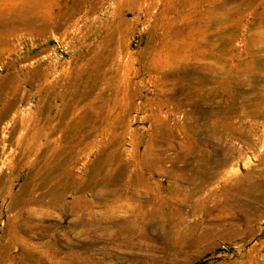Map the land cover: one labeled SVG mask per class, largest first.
I'll return each instance as SVG.
<instances>
[{"label":"rangeland","instance_id":"374dc122","mask_svg":"<svg viewBox=\"0 0 264 264\" xmlns=\"http://www.w3.org/2000/svg\"><path fill=\"white\" fill-rule=\"evenodd\" d=\"M130 1L0 0V264H264V0ZM57 149L104 158L89 206L43 197Z\"/></svg>","mask_w":264,"mask_h":264},{"label":"bare ground","instance_id":"6f19581e","mask_svg":"<svg viewBox=\"0 0 264 264\" xmlns=\"http://www.w3.org/2000/svg\"><path fill=\"white\" fill-rule=\"evenodd\" d=\"M33 1V0H32ZM57 1V0H56ZM78 1V0H77ZM132 1V0H131ZM130 1V2H131ZM65 2H67V1H65ZM27 3V2H26ZM78 3V2H77ZM67 4V3H66ZM22 6H23V4H21ZM30 5H31V3H30ZM65 5V4H64ZM68 6V5H67ZM72 6V5H71ZM83 6V5H82ZM18 7V6H17ZM21 7V6H20ZM27 7H29V6H27ZM33 7V6H32ZM39 7V6H38ZM70 7V6H69ZM69 7H68V9H69ZM209 7V6H208ZM24 8V7H23ZM30 8V7H29ZM21 9V8H20ZM31 9V8H30ZM38 9H40V8H38ZM52 9V8H51ZM75 10H77L76 8H74ZM208 9V8H207ZM42 10V9H41ZM64 10V9H63ZM37 11H39V10H37ZM68 11V10H67ZM70 11V10H69ZM79 11V10H78ZM8 12V11H7ZM35 12V11H34ZM63 12V11H62ZM14 13V12H13ZM33 13V12H32ZM262 19H264V8L262 9ZM31 14V13H30ZM40 15V14H39ZM42 15H44V14H42ZM58 16V15H57ZM61 16V15H60ZM67 16V15H66ZM20 18V17H19ZM45 18H47L46 16H45ZM202 17H200V19H201ZM198 20V24L197 25H195V26H197V27H202L201 25V23H203V25L205 24V27H208V26H210L211 24H216V25H218V28H219V30H225V29H227V28H230V26H225L224 25V21L220 18V17H218V16H210V17H208L206 20ZM46 20V19H45ZM58 20V19H57ZM52 21V20H51ZM60 21V20H59ZM58 21V22H59ZM16 23V22H15ZM43 23V22H42ZM67 23V22H66ZM25 24V23H24ZM54 24V23H53ZM3 25V24H2ZM9 25V24H8ZM12 26V25H11ZM14 26V25H13ZM9 27V26H8ZM14 27H16V26H14ZM46 27V26H45ZM58 27V26H57ZM36 28V27H35ZM41 28V27H40ZM234 27H232V29H233ZM4 29H5V27H4ZM43 29V28H42ZM45 29V28H44ZM180 29V28H179ZM218 30V31H219ZM3 31V30H2ZM180 31V30H179ZM11 32H12V30H11ZM8 33V32H7ZM201 33V32H200ZM204 33V32H203ZM204 34H206V33H204ZM1 35V34H0ZM9 35V34H8ZM4 36V35H3ZM232 39V38H231ZM233 40V39H232ZM177 43V42H176ZM1 47V46H0ZM199 54V53H198ZM198 56V55H197ZM185 60V59H184ZM166 62V61H165ZM179 62H181V61H179ZM178 63V62H177ZM180 64V63H179ZM226 65V64H225ZM246 65V64H245ZM162 66V65H161ZM166 66V65H165ZM223 68V67H222ZM248 68V67H247ZM169 70V69H168ZM220 70V69H219ZM197 71V70H196ZM215 71V70H214ZM223 71H224V69H223ZM226 71V70H225ZM190 72H191V70H190ZM254 72V71H253ZM177 73V72H176ZM226 73V72H225ZM250 73V72H249ZM222 74V73H221ZM227 74V73H226ZM232 74V73H231ZM245 74H247V73H245ZM185 75H186V73H185ZM217 75V74H216ZM224 75V74H223ZM249 76H251L250 74H248ZM198 76V75H197ZM227 76V75H226ZM220 77V76H219ZM234 77V76H233ZM199 78V77H198ZM206 78V77H205ZM204 78V79H205ZM221 78V77H220ZM227 78V77H226ZM201 80H202V78H200ZM228 80V79H227ZM252 80V79H251ZM234 86V85H233ZM85 87H87V86H85ZM233 92V91H232ZM234 93V92H233ZM233 93H231V94H233ZM235 96V95H234ZM234 100V99H233ZM9 108V107H8ZM73 108V107H72ZM10 109V108H9ZM9 109H8V111H9ZM71 111V110H70ZM1 113V112H0ZM67 112H65V114H66ZM43 114V113H42ZM60 114V113H59ZM248 114V113H247ZM67 115V114H66ZM84 115V114H83ZM58 116H60V115H58ZM61 116H62V114H61ZM68 117V116H67ZM63 118V117H62ZM70 119V118H69ZM21 121V120H20ZM85 121H87L86 119H85ZM84 121V122H85ZM69 122V121H68ZM73 122V121H72ZM88 122V121H87ZM60 123L61 124H63V122H61L60 121ZM70 123V122H69ZM83 123V122H82ZM67 124V123H66ZM96 123H94V125H95ZM223 124V123H222ZM226 126V125H225ZM89 127V126H88ZM48 128V127H47ZM33 129V128H32ZM49 129V128H48ZM60 129V128H59ZM62 129H64V137L67 139V138H70V139H72V141H73V139L75 138V133H76V123H71V124H69L68 126H64ZM61 129V130H62ZM88 129V128H87ZM92 129V128H91ZM94 129V128H93ZM45 130V129H44ZM46 132V131H45ZM80 132V131H79ZM218 133V132H217ZM230 133V132H229ZM253 133V132H252ZM31 135V134H30ZM89 135H91V133L89 134ZM47 136V135H46ZM57 136V135H56ZM29 138V137H28ZM85 139V138H84ZM4 140V139H3ZM13 140V139H12ZM29 140V139H28ZM75 140V139H74ZM62 142H63V140H62ZM67 142V141H66ZM32 143V142H31ZM37 143V142H36ZM73 143V142H72ZM20 144V143H19ZM33 144V143H32ZM31 144V146H33ZM38 144V143H37ZM51 145V144H50ZM51 146H53V145H51ZM55 146V145H54ZM67 146V145H66ZM70 146V145H69ZM41 147V146H40ZM4 148V147H3ZM5 149V148H4ZM40 149V148H39ZM44 149V148H43ZM78 149V148H77ZM2 150V149H1ZM0 150V151H1ZM74 150V149H73ZM72 150V151H73ZM82 150V149H81ZM37 151V150H36ZM35 151V152H36ZM44 151H47V150H44ZM54 152H53V154L51 155V156H48L46 153H40L41 154V162H39L38 164L35 162L34 164H33V166H37V168L39 169V170H41L43 173H44V176H43V178L44 179H42V180H39V181H37V180H33L34 178H35V176H32V174L30 175L29 174V176H27V178H26V181H25V183L23 184V186H21L20 187V189H19V191L17 192V193H15L14 194V196H13V201H12V203H11V205H12V208L13 207H17V206H19V205H21V204H25V203H28V202H32L33 200L32 199H29L28 198V194L30 193V190H31V188L33 187V184L32 183H34V182H39V187L42 189H44L45 190V193L47 194H42L43 195V197H45V196H48L49 197V199L53 202V203H61V202H63L64 201V198H65V196L67 195V192L68 193H73V196H70V202L69 203H67L68 205H67V208H68V210H75L76 208H78L79 206H80V204H83V205H85V206H89V203H87V202H85V198H84V191H85V189H87L88 187H89V185H90V183L92 184V180L95 182L98 178H99V183H101V184H105V183H107V181H108V179L109 178H107L105 175H101V170H102V167H104L103 165H105V160H104V158L102 157V159L101 160H99V161H97L95 164H94V167H93V169H88L87 170V172L85 173V176H84V180H83V182H82V184L81 183H78V180H80V179H78L77 181L76 180H74V178L72 177V172L74 171V169H75V167H76V159H77V157L75 156V154H73V152H71L70 151V149H69V152L68 151H66V149H65V151H63V150H53ZM10 152V151H9ZM4 153V152H3ZM3 153H2V151L0 152V170H2L5 166H7V164H8V162L9 161H7V159H4V158H2V156L1 155H3ZM20 153H21V156L23 157V158H25V157H28V155L30 154L29 153V151H28V149H26V148H23L21 151H20ZM34 153V152H33ZM75 153V152H74ZM100 155V154H99ZM32 156V155H31ZM39 157V156H38ZM6 158V157H5ZM31 158V157H30ZM34 160H36V157H35V159ZM248 160V159H247ZM28 161V160H27ZM29 161H31V160H29ZM36 161H38V160H36ZM247 162V161H246ZM248 162H250V161H248ZM149 163V162H148ZM11 164V163H10ZM37 164V165H36ZM17 165V164H16ZM16 165H15V167H16ZM24 165V164H23ZM91 165V164H90ZM122 165V164H121ZM160 165V164H159ZM227 165H229V164H227ZM233 165V164H232ZM244 165V164H243ZM19 166V165H18ZM17 166V167H18ZM32 166V165H31ZM85 166V165H84ZM92 166V165H91ZM120 166V165H119ZM245 166H246V164H245ZM90 167V166H89ZM208 167V166H207ZM228 167V166H227ZM30 168V167H29ZM34 168V167H33ZM91 168V167H90ZM95 168V169H94ZM106 168V167H105ZM226 168V167H225ZM224 169V168H223ZM233 169V168H232ZM29 170V169H28ZM37 170V169H36ZM86 170V169H85ZM209 170V169H208ZM218 170V169H217ZM30 171V170H29ZM94 171V172H93ZM113 171V170H112ZM223 171V170H222ZM36 172V171H35ZM80 172V171H79ZM105 172V171H104ZM111 172V171H110ZM37 173V172H36ZM220 173H221V171H220ZM231 173H232V171H231ZM230 173V174H231ZM38 174H41V172L39 171V173ZM75 174V173H74ZM109 174V173H108ZM54 176V182H53V184L51 183L50 185H48V183H47V179L48 178H50L51 176ZM223 175H225V174H223ZM228 175V174H227ZM216 176V175H215ZM7 177V176H6ZM6 177H4V178H6ZM13 177V176H12ZM118 177V176H117ZM224 177H226V176H224ZM223 177V178H224ZM230 177V176H229ZM228 177V178H229ZM41 177H39V179H40ZM218 178V177H217ZM227 178V177H226ZM236 178V177H235ZM92 179V180H91ZM5 180V179H4ZM7 180V179H6ZM82 180V179H81ZM121 180V179H120ZM228 180V179H227ZM146 181H147V179H146ZM1 182H3V181H1ZM5 182V181H4ZM117 183H118V181H117ZM246 184H248V183H246ZM93 185V184H92ZM95 185V184H94ZM252 185V184H251ZM249 186V185H248ZM103 187V186H102ZM104 189H106V187H104ZM147 190V189H146ZM146 192H148V191H146ZM103 193V192H102ZM70 194V195H71ZM132 194V193H131ZM2 195V194H1ZM35 196V195H34ZM119 196V195H118ZM156 196V195H155ZM31 198L33 197V196H30ZM35 198V197H34ZM47 198V197H46ZM133 198V197H132ZM147 198V197H146ZM150 198V197H149ZM4 199V198H3ZM128 199V198H127ZM68 200V199H67ZM147 200V199H146ZM154 200V199H153ZM161 200V199H160ZM4 201V200H3ZM165 201V200H164ZM105 202V201H104ZM155 202H156V199H155ZM151 203H153V202H151ZM36 204V203H35ZM31 205V204H30ZM55 205V204H54ZM156 205V204H155ZM59 207V206H58ZM167 207V206H166ZM108 208V207H107ZM152 209V208H151ZM158 209V208H157ZM29 210V209H28ZM64 210H65V208H64ZM156 210V209H155ZM159 210V209H158ZM32 211V210H31ZM34 211V210H33ZM11 212V211H10ZM38 212V211H37ZM36 212V213H37ZM135 212V211H134ZM134 212H132V213H134ZM35 213V212H34ZM43 213V212H42ZM64 213H66V212H64ZM154 213V212H153ZM156 213H157V211H156ZM159 213V212H158ZM210 213V212H209ZM20 214V213H19ZM23 214V213H22ZM32 214V213H31ZM48 214H49V212H48ZM72 214V213H71ZM109 214V213H108ZM113 214V213H112ZM30 215V214H29ZM28 215V216H29ZM129 215V214H128ZM128 215H127V217H128ZM135 215V214H134ZM160 215V214H159ZM159 215L157 216V218L159 217ZM17 216V215H16ZM31 216V215H30ZM52 216V215H51ZM131 216V215H130ZM151 216H152V214H151ZM16 218V217H15ZM104 219V218H103ZM124 219V218H123ZM135 219V218H134ZM27 220V219H26ZM133 220V219H132ZM99 223V222H98ZM84 224V223H83ZM88 224H92V223H90V220H88V223L86 224V225H88ZM97 224V223H96ZM81 225V224H80ZM100 225V226H99ZM99 227L101 228V229H105L107 226H105L102 222H100L99 223ZM127 225V224H126ZM130 225V224H129ZM128 225V226H129ZM82 226V225H81ZM89 226V225H88ZM87 226V227H88ZM93 226H94V224H93ZM92 226V227H93ZM135 226V225H134ZM145 226V225H144ZM126 228V227H125ZM87 229V228H86ZM94 229V228H93ZM85 230V229H84ZM128 231V230H127ZM85 232V231H84ZM98 232V231H97ZM106 234V233H105ZM119 235V234H118ZM120 237V236H119ZM20 239V238H19ZM127 240V239H126ZM21 241V240H20ZM26 243H27V241H26ZM29 243V242H28ZM10 244V243H9ZM32 246H34V245H32ZM38 247V246H37ZM40 248L42 249L43 247H41L40 246ZM72 248V247H71ZM51 249V248H50ZM53 249V248H52ZM15 250V249H14ZM44 250V249H43ZM37 253V252H36ZM40 253H41V250H40ZM38 254V253H37ZM69 255V254H68ZM42 258V257H41ZM72 258V257H71ZM75 261V260H74ZM21 262H22V264H44V262H46L45 260L43 261V260H41L40 258H38L37 256H36V254L35 255H32V254H27V255H25L24 256V258L21 260ZM48 262V261H47Z\"/></svg>","mask_w":264,"mask_h":264}]
</instances>
